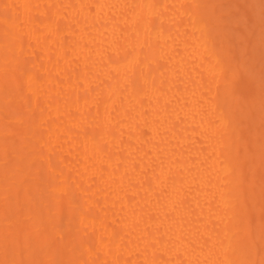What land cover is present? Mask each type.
<instances>
[{
    "label": "bare ground",
    "instance_id": "1",
    "mask_svg": "<svg viewBox=\"0 0 264 264\" xmlns=\"http://www.w3.org/2000/svg\"><path fill=\"white\" fill-rule=\"evenodd\" d=\"M223 3L0 0V264H264L258 39Z\"/></svg>",
    "mask_w": 264,
    "mask_h": 264
},
{
    "label": "rangeland",
    "instance_id": "2",
    "mask_svg": "<svg viewBox=\"0 0 264 264\" xmlns=\"http://www.w3.org/2000/svg\"><path fill=\"white\" fill-rule=\"evenodd\" d=\"M252 1V0H251ZM255 1H257V2H255ZM261 1V2H260ZM225 3H229V5H228V7L229 8H231V9H234V10H237V11H239V12H242L241 14L240 13H237V14H239V17H240V19L242 20V23L244 22V23H246V24H244V25H248L247 26V28L248 29H250L251 31V35L253 34V38L255 37V38H257L258 39V45L256 46H254L253 45V47L254 48H257V49H254V50H256V52L258 53H255L257 56H258V61L256 60L255 62L257 63V64H255V66L257 65V67L256 68H252L253 69V71H258L259 70V68H260V70H259V72H256L257 73V77L259 78L258 80V82L256 81V83L257 84H259L260 86H261V88H264V67H262V65H264V43H261V42H264V39H262V38H264V0H253L252 1V3H250V1L249 0H228V2H226V0H225ZM225 3H223V5H226ZM249 3L250 4H254L255 3V5L252 7L251 5V7H252V9L251 10H253V8H254V12H252V13H250V14H252L253 16H250V14H243V12H245V8L244 7H246V6H244V5H249ZM259 5V6H257V5ZM230 5H232V6H230ZM225 7V6H224ZM259 7V8H258ZM257 8V9H256ZM243 9H245V10H243ZM246 12H248L247 10H246ZM244 16H243V15ZM235 17H237L236 16V14H235ZM250 17V18H249ZM246 18V19H245ZM239 21V20H238ZM238 21H237V23H238ZM240 22V21H239ZM241 23V24H242ZM238 25L240 26V23H238ZM238 27V26H237ZM235 27H233L232 29H234ZM240 28H242V26L240 27ZM240 28H236L237 30H239V32L241 31L240 30ZM245 28V27H244ZM243 28V29H244ZM246 28V29H247ZM235 29V30H236ZM246 31V30H245ZM239 32H237V33H239ZM243 33H244V31H242ZM249 33V32H248ZM248 35V34H247ZM249 38L248 39H250V38H252V37H250V36H248ZM262 37V38H261ZM261 38V39H260ZM259 39L260 40H262V41H259ZM248 42H250V41H248ZM254 42V41H253ZM244 43H246V42H244ZM251 43V42H250ZM249 46V45H248ZM252 48V47H251ZM253 50V51H254ZM250 51V50H249ZM249 51H247V52H249ZM252 51V50H251ZM253 51H252V53H253ZM247 54V53H246ZM257 56H255V58L257 57ZM248 57V56H247ZM251 57V56H250ZM254 57V56H253ZM249 58V57H248ZM252 62H250V64H251ZM249 64V65H250ZM253 65V64H252ZM251 66V65H250ZM254 67V66H253ZM262 69V70H261ZM256 75V74H255ZM255 81V80H254ZM260 86H259V88H260ZM260 90H262V89H260ZM262 91H264V90H262Z\"/></svg>",
    "mask_w": 264,
    "mask_h": 264
}]
</instances>
